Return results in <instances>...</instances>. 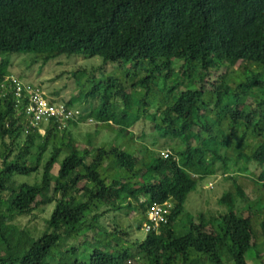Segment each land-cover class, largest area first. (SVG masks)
Instances as JSON below:
<instances>
[{"label": "trees", "instance_id": "1", "mask_svg": "<svg viewBox=\"0 0 264 264\" xmlns=\"http://www.w3.org/2000/svg\"><path fill=\"white\" fill-rule=\"evenodd\" d=\"M13 54L98 56L126 72L99 77L93 68L84 96L64 103L78 117L32 126L29 95L17 97L10 79ZM238 61L247 63L241 74L206 87L213 69ZM83 97L87 106L74 107ZM88 118L131 137L148 119L171 154L161 155L157 138L135 152L80 147L70 127ZM0 160V264H200L197 253L212 264H248L246 252L264 238V219L256 221L263 195L251 200L237 185L218 200L228 212L197 220L185 204L198 179L218 171L236 179L255 162L264 179V0H0ZM34 173V183L16 181ZM165 201L173 204L167 222L141 241L103 222L122 210L147 221L149 205ZM51 204L37 234L15 222Z\"/></svg>", "mask_w": 264, "mask_h": 264}, {"label": "rangeland", "instance_id": "2", "mask_svg": "<svg viewBox=\"0 0 264 264\" xmlns=\"http://www.w3.org/2000/svg\"><path fill=\"white\" fill-rule=\"evenodd\" d=\"M12 60L11 72L13 75L18 77L24 84L27 85H37L45 91V93L50 98H55L57 102L65 103V101L71 99L78 94H84L85 90H88L89 84L87 80L89 79L91 73H93V68L100 77L104 75H118L123 76L126 72L124 68H121L118 63L108 62L104 63L101 57H85V56H67L62 55L58 58L45 61L42 57H36L33 54H13L10 55ZM80 67H85L88 72L83 76H74L73 72ZM247 67L246 62L238 61L232 68L221 67L213 69L206 81V87L211 88L220 82L222 75H227L229 73L241 74ZM102 73V74H101ZM180 74L181 71L176 72ZM174 77H177L174 75ZM242 76L232 78L230 82L235 86L237 80H242ZM170 78L169 80H171ZM164 83L163 79H160L161 86ZM174 81L167 82L170 86ZM198 86V84H197ZM182 88V87H181ZM180 88L176 89L175 93L178 92ZM81 96H84V95ZM165 92L160 96H164ZM92 100V96H88V100ZM85 97L83 99H77L74 103V107H85L86 102H88ZM98 98L94 99L95 105L98 102ZM248 101H251L249 98ZM89 103V102H88ZM151 112L156 110V107H150ZM111 127L103 125L96 122L92 118L78 123V125H72L70 127L74 137L77 139L78 145L80 147H85L88 142H92L94 145H110L119 144L125 146L127 150L135 152V149L143 144L151 146V143L155 136V131L153 129L152 123L148 119H142L137 124L132 126L130 130L133 132L131 137L130 133L126 135L118 133ZM41 133H45V129L40 130ZM156 148L161 150H170L171 148L167 145H163L164 139L157 138ZM246 149V145L242 147ZM138 150V149H137ZM140 155V153H137ZM49 153L46 154V157ZM1 164V160H0ZM59 165L54 169V173H57ZM237 167L232 163L230 165V172H235ZM249 171L245 174H240L236 179L225 176L222 171H218L216 175H208L201 179H198L197 187L193 190L185 204L186 213H190L197 220L199 214L205 213L207 216H214L223 214L229 211V206L223 207L219 204V198L227 191H236L237 185H240L246 195L251 200H255L258 196H264V189L262 184L264 179H259L261 173V168L255 163L251 162L248 164ZM17 182H30L34 183L40 179V174L34 173L32 175H21L15 177ZM237 206H243V201L238 199L236 202ZM53 204L46 206L44 209H36L30 215H25L16 219V223L22 228H27L32 230L33 233L37 234L45 226V219L49 217L52 212ZM237 209V207L235 208ZM259 212L260 215L256 216V221L258 228L260 227V221L264 219V201L260 205ZM243 213L248 215V210H244ZM185 214L181 215L182 219ZM184 219V218H183ZM146 221V217L141 214L139 210L130 211L122 210L117 212H112L108 214L103 222L109 227L110 230L115 229V226L119 229H125L130 232L129 238L134 240H143L147 236V231L144 227L138 228V225H142ZM185 222V219L183 220ZM208 229H212L209 226ZM92 235V233H90ZM131 241V242H132ZM130 242L128 241V244ZM246 259L248 264H264V238H261L257 246H253L246 252ZM194 258H199L200 264H212L207 254L197 253ZM226 264H235L233 260L226 259L223 257ZM131 264H136L134 260H131ZM177 263L181 264L180 261Z\"/></svg>", "mask_w": 264, "mask_h": 264}, {"label": "built area", "instance_id": "3", "mask_svg": "<svg viewBox=\"0 0 264 264\" xmlns=\"http://www.w3.org/2000/svg\"><path fill=\"white\" fill-rule=\"evenodd\" d=\"M12 85L17 97H22L24 91L29 95L25 113L32 126H37L42 120L49 118L63 120L64 118H76L79 115V110L70 108L64 103L49 101L41 87L25 86L14 77H12ZM163 154L168 156L169 153L164 152ZM171 207L172 205L168 202L152 204L148 211L149 222L145 224L146 230L156 229L161 222H167Z\"/></svg>", "mask_w": 264, "mask_h": 264}, {"label": "clouds", "instance_id": "4", "mask_svg": "<svg viewBox=\"0 0 264 264\" xmlns=\"http://www.w3.org/2000/svg\"><path fill=\"white\" fill-rule=\"evenodd\" d=\"M12 77H14V78H17L23 85H25V86H29V85H27V84H24L18 77H16L15 75H12V76H10V79H12ZM31 87V86H30ZM37 87H39V86H37ZM55 103H61V102H55ZM164 152H168L169 154H168V156H165L163 153ZM171 154V151L168 149V150H162L161 151V155L163 156V157H165V158H167V157H169V155ZM165 202H168V203H170L172 206H173V204H172V202L171 201H165ZM154 203H158V202H153L152 204H154ZM164 202H162V203H159V204H163ZM151 204V205H152ZM151 205H149V208H150V206ZM149 208H148V211H149ZM171 210H172V207H171ZM148 211H147V219H148ZM171 214V212L169 213V215ZM168 215V216H169ZM149 222V220H147L145 223H144V229L146 230V227H145V224L146 223H148ZM159 227V226H158ZM157 227V228H158ZM146 231H148V230H146Z\"/></svg>", "mask_w": 264, "mask_h": 264}]
</instances>
